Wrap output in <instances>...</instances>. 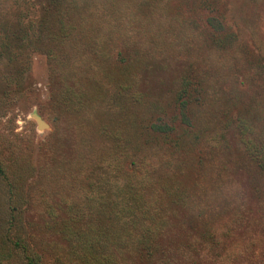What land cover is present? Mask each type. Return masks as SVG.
<instances>
[{"label": "rangeland", "instance_id": "rangeland-1", "mask_svg": "<svg viewBox=\"0 0 264 264\" xmlns=\"http://www.w3.org/2000/svg\"><path fill=\"white\" fill-rule=\"evenodd\" d=\"M69 1L68 40L39 45L44 0H0V160L44 258L62 246L45 206L113 197L132 174L188 222L159 239L172 264H264V169L238 133L251 124L264 155V0Z\"/></svg>", "mask_w": 264, "mask_h": 264}, {"label": "trees", "instance_id": "trees-1", "mask_svg": "<svg viewBox=\"0 0 264 264\" xmlns=\"http://www.w3.org/2000/svg\"><path fill=\"white\" fill-rule=\"evenodd\" d=\"M59 3L60 0H44L41 5V11L43 7L44 13L50 10L54 15L52 21L48 17H39L40 27L36 35L39 45L43 42L58 45L68 40L65 25L57 17L62 11ZM71 7H76L75 0L69 1L67 8L71 10ZM185 92L178 99H183ZM250 127L251 124L240 122L238 133L246 152L264 169L263 152L246 138ZM169 131L167 126L154 124L151 127L152 133L162 136ZM133 163L131 161V166ZM0 180L5 182L0 189V257L12 264H172L173 260L167 257L166 245L164 249L159 239L167 238L169 232H184L188 224L184 219L170 220L169 210L163 204L145 202L142 194L147 188L145 178L133 182V175L128 174L127 181L115 188L113 197L104 199L100 195L95 203L87 199L77 204L44 207L43 227L62 243V246H56V255L48 262L39 251L41 237L31 233L35 225L24 218L30 204H23V190L19 189L15 178L8 176V168L1 160ZM106 186L103 182L99 191ZM162 193L168 192L162 189ZM57 211L64 216L56 218L54 212ZM175 237L179 240L178 236ZM170 239V236L166 239L167 247ZM181 240L177 244L179 247L184 246ZM3 262L0 260V264Z\"/></svg>", "mask_w": 264, "mask_h": 264}, {"label": "water", "instance_id": "water-1", "mask_svg": "<svg viewBox=\"0 0 264 264\" xmlns=\"http://www.w3.org/2000/svg\"><path fill=\"white\" fill-rule=\"evenodd\" d=\"M35 118H36V120H37V122H38V125H39V128H44L45 127V125L43 124V122L40 120V118H38L37 116H35Z\"/></svg>", "mask_w": 264, "mask_h": 264}]
</instances>
